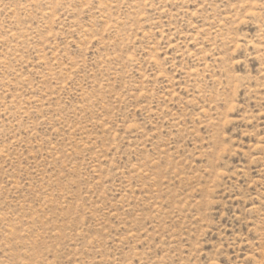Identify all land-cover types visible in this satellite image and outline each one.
I'll use <instances>...</instances> for the list:
<instances>
[{
	"label": "rangeland",
	"instance_id": "1",
	"mask_svg": "<svg viewBox=\"0 0 264 264\" xmlns=\"http://www.w3.org/2000/svg\"><path fill=\"white\" fill-rule=\"evenodd\" d=\"M0 264H264V0H0Z\"/></svg>",
	"mask_w": 264,
	"mask_h": 264
}]
</instances>
